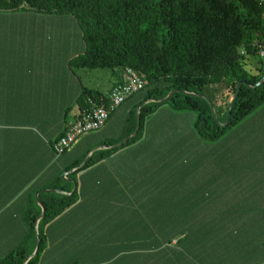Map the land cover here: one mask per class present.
Instances as JSON below:
<instances>
[{"label":"crops","instance_id":"obj_1","mask_svg":"<svg viewBox=\"0 0 264 264\" xmlns=\"http://www.w3.org/2000/svg\"><path fill=\"white\" fill-rule=\"evenodd\" d=\"M84 51L69 15L0 12V260L21 245L33 258L41 198L77 191L43 227L39 264H263L264 232L244 226L264 224V104L216 142L199 136L195 112L164 105L136 142L69 178L73 163L114 140L113 115L55 152L93 89L70 64ZM111 80L107 97L119 76ZM60 177L66 191L49 189Z\"/></svg>","mask_w":264,"mask_h":264},{"label":"trees","instance_id":"obj_2","mask_svg":"<svg viewBox=\"0 0 264 264\" xmlns=\"http://www.w3.org/2000/svg\"><path fill=\"white\" fill-rule=\"evenodd\" d=\"M20 10L66 14L75 20L85 51L70 61L72 68L110 69L120 81L121 71L130 67L147 82L137 92L139 97L134 98L135 93L127 99L134 103L123 134L118 139L102 141L98 145L102 149L69 178L136 142L146 119L165 104L177 111L195 112V129L208 142L223 138L264 104V83L255 90L242 86L229 126L218 123L226 122L238 83L246 80L255 86L264 77L263 70L253 73L247 69V60L259 55L260 47L264 50V0H0V12ZM173 90L178 92L167 102L159 101ZM201 96L213 103L218 120L210 103ZM89 100L102 106L108 103L103 93L85 87L78 99L81 112L89 109ZM138 113V133L121 147L110 149L136 132ZM93 150L68 170L78 168ZM57 182L49 189L65 192L67 180L60 177ZM48 195L49 199L40 201L45 215L37 232L35 222L40 211L29 225L41 240L36 255L29 259L33 251L21 245L3 257L0 264H39L46 244L43 227L78 201L77 191L71 196Z\"/></svg>","mask_w":264,"mask_h":264},{"label":"built area","instance_id":"obj_3","mask_svg":"<svg viewBox=\"0 0 264 264\" xmlns=\"http://www.w3.org/2000/svg\"><path fill=\"white\" fill-rule=\"evenodd\" d=\"M259 56L264 58V50L259 48ZM147 82L132 68L121 71L119 83L108 95L107 106H102L89 100L90 107L79 114L77 119L68 123L64 135L55 143L57 154H63L80 136L100 130L109 119L111 113L117 110L129 97L141 91Z\"/></svg>","mask_w":264,"mask_h":264},{"label":"rangeland","instance_id":"obj_4","mask_svg":"<svg viewBox=\"0 0 264 264\" xmlns=\"http://www.w3.org/2000/svg\"><path fill=\"white\" fill-rule=\"evenodd\" d=\"M247 69L253 73H256L259 70H263L264 71V58L260 59L259 55H255L251 58H249L247 60ZM76 71L80 73V76L83 78V80H85L86 82V86L96 89L98 91H101L103 93L107 92L108 86H109V81H112L111 79H114V75L112 73V71L110 69H97V70H82V69H76ZM85 72V73H84ZM141 94L137 93L134 98L139 97ZM134 98H132L131 100H134ZM130 100L126 101L120 110H118L114 116L111 118V123L110 125L112 127H110L108 129V132H110V135L113 139H118L120 132H121V121L123 120V118L127 115V113L130 111H128V107H130ZM170 106L169 104H165ZM164 106V105H163ZM127 107V108H126ZM122 112V113H121ZM115 116H117L116 118H114ZM120 117V119H119ZM114 118V119H113ZM119 145V144H118ZM236 164V162H235ZM244 228H246L245 230H247V233H259V232H264V224L260 223L257 225H252V226H244ZM248 235V234H246ZM250 236V235H249Z\"/></svg>","mask_w":264,"mask_h":264},{"label":"water","instance_id":"obj_5","mask_svg":"<svg viewBox=\"0 0 264 264\" xmlns=\"http://www.w3.org/2000/svg\"><path fill=\"white\" fill-rule=\"evenodd\" d=\"M263 83H264V77H263L262 80H261L260 82H258L255 86H251L246 80H241V81L238 83V86H237V89H236V93H235L234 99H233V101H232V103H231V105H230V107H229L228 114H227V119H226V122H225V123H221V122L217 119V114H216V112H215V107H214L213 103L209 100V98H207L206 96H201V97L204 98L206 101H208V102L210 103V106H211V109H212V111H213V115H214V117L216 118V120H218V123H219L222 127H225V128H226V127H228L229 124H230L232 111H233L234 105H235V103H236V101H237V99H238V97H239V94H240V91H241V89H242V86H245V87H247V88H250V89L255 90L257 87L261 86ZM176 92H178V91H176V90L171 91V92L168 94V96H167L166 98L161 99V100H159V101L162 102V103L167 102V101L170 99V97H171L172 95H174V93H176ZM182 93H186V92H182ZM140 125H141V118H140V113H138V125H137V130H136V132H135L133 135H131L130 137H128V138H126L125 140H123L119 145L114 146L113 148L120 147V146L124 145L125 143H127L130 139H132V138L138 133V131H139V129H140ZM99 149H100V148H98L97 150H99ZM92 154H93V153H91V154L86 158V160L83 162V164H81V166L78 167V169H82L86 164H88V162H89L90 157L92 156ZM39 193H40V192H38V194H39ZM42 209H43V210H42V216H41V217H43V216L45 215V208L42 207ZM40 244H41V241H40V238H39V236H38V243H37V249H36V252H38L39 247H40Z\"/></svg>","mask_w":264,"mask_h":264}]
</instances>
